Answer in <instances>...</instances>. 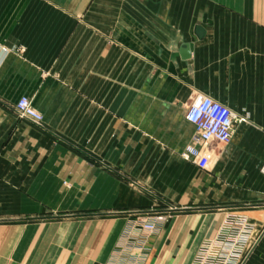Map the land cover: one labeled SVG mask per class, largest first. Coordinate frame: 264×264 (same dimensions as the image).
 Here are the masks:
<instances>
[{"label":"crops","instance_id":"obj_1","mask_svg":"<svg viewBox=\"0 0 264 264\" xmlns=\"http://www.w3.org/2000/svg\"><path fill=\"white\" fill-rule=\"evenodd\" d=\"M197 97L248 117L206 170ZM263 163L264 0H0V264H192L233 218L264 264Z\"/></svg>","mask_w":264,"mask_h":264},{"label":"built area","instance_id":"obj_2","mask_svg":"<svg viewBox=\"0 0 264 264\" xmlns=\"http://www.w3.org/2000/svg\"><path fill=\"white\" fill-rule=\"evenodd\" d=\"M14 111L21 120L36 126L42 123L41 115L26 97L17 100ZM184 119L192 125L193 132L181 158L204 170L214 161V145H227L235 127L248 122L247 115L236 114L208 97L193 99L185 110ZM260 172L264 175V163ZM163 219L161 215L151 219L140 218L139 228L145 234H152L156 230V223ZM249 232L250 228L242 219H227L221 225L217 237L202 245L192 264H242L246 256Z\"/></svg>","mask_w":264,"mask_h":264},{"label":"rangeland","instance_id":"obj_3","mask_svg":"<svg viewBox=\"0 0 264 264\" xmlns=\"http://www.w3.org/2000/svg\"><path fill=\"white\" fill-rule=\"evenodd\" d=\"M205 212H208V211H205ZM162 242L164 243L163 245H164V248H165L168 245V241L167 240H165V241L162 240ZM162 242H161V244H162ZM179 247H180L179 244H178V246L177 245H173L172 246V248H174V249L179 248Z\"/></svg>","mask_w":264,"mask_h":264},{"label":"water","instance_id":"obj_4","mask_svg":"<svg viewBox=\"0 0 264 264\" xmlns=\"http://www.w3.org/2000/svg\"><path fill=\"white\" fill-rule=\"evenodd\" d=\"M189 49H190V47H185V50H183L184 52H183V58H186V57H188V55H189ZM185 56V57H184Z\"/></svg>","mask_w":264,"mask_h":264}]
</instances>
